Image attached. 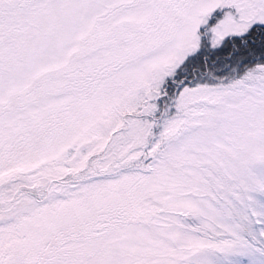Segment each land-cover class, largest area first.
Instances as JSON below:
<instances>
[{"label": "snow or ice", "instance_id": "snow-or-ice-1", "mask_svg": "<svg viewBox=\"0 0 264 264\" xmlns=\"http://www.w3.org/2000/svg\"><path fill=\"white\" fill-rule=\"evenodd\" d=\"M0 264H264V0H0Z\"/></svg>", "mask_w": 264, "mask_h": 264}]
</instances>
